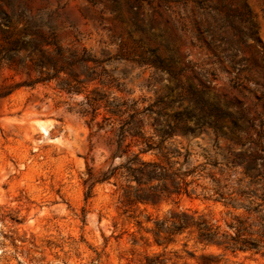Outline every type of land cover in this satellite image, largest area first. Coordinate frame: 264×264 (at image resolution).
Wrapping results in <instances>:
<instances>
[{
	"label": "rangeland",
	"instance_id": "1",
	"mask_svg": "<svg viewBox=\"0 0 264 264\" xmlns=\"http://www.w3.org/2000/svg\"><path fill=\"white\" fill-rule=\"evenodd\" d=\"M182 212L264 251V0H0V264H264Z\"/></svg>",
	"mask_w": 264,
	"mask_h": 264
},
{
	"label": "trees",
	"instance_id": "2",
	"mask_svg": "<svg viewBox=\"0 0 264 264\" xmlns=\"http://www.w3.org/2000/svg\"><path fill=\"white\" fill-rule=\"evenodd\" d=\"M152 58H149L145 63H148V65L153 66L156 71H163L167 72L172 78L176 79L178 82L175 83L176 86H179V75L184 70L183 67L178 68L175 70L169 62H166L159 54H156L155 51H152ZM188 90L192 96H194V100L200 105V112L195 111L192 109L191 106H186L184 111L180 113L179 117L176 116V122H182L183 124L180 126L181 129H183L185 132L191 131V128L186 125V122L188 120L193 121V125H199L201 129H204V126L206 124H211L215 131L220 130L222 127L221 121L223 117V113L218 109H211L208 108L206 105V101L203 99L201 94H197V89L193 86H188ZM203 90V89H202ZM162 99H158V102ZM149 111H152L150 107L147 108ZM153 112V111H152ZM114 114L116 112L114 111ZM233 125L236 126V120H233ZM168 128H171L170 123L167 124ZM122 133V132H121ZM167 133V132H166ZM121 136H123L121 134ZM142 166L138 168H127L130 171L131 176L136 179L135 174L133 175V172H142L144 168L151 167V171L148 175L149 181H157L159 182L161 179H163L160 171L161 166L158 163H146L141 162ZM118 167H114L110 172L108 176H105V178H109V176H112L115 174V171ZM91 175V173H90ZM104 179V178H103ZM159 183L156 184L158 186ZM187 185V184H185ZM150 187H153L150 186ZM181 187L178 186L176 193L181 192ZM185 193H187V188L184 187ZM142 200L149 201L150 199L146 196L141 198ZM167 221L169 225H167ZM194 227L198 231L201 241H203L205 244H214L219 247H222L225 250H229L231 252L236 251H242V252H251L253 254H261L264 256V251H261V248L259 247V244L256 240L241 237V234L238 233V228H235L237 231L233 234L227 233V232H220L218 228H213V226L208 223L204 218H202L201 215L195 216L194 214H189L186 212H182L181 214H175L173 216L167 217L160 221V225L155 226V229L157 232L162 233H182L185 229ZM229 227H233V225H229Z\"/></svg>",
	"mask_w": 264,
	"mask_h": 264
}]
</instances>
